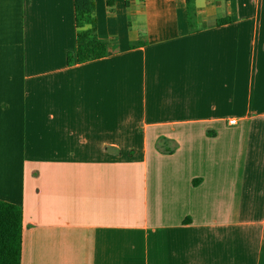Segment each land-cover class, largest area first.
I'll return each mask as SVG.
<instances>
[{"label":"crops","instance_id":"0c3cea01","mask_svg":"<svg viewBox=\"0 0 264 264\" xmlns=\"http://www.w3.org/2000/svg\"><path fill=\"white\" fill-rule=\"evenodd\" d=\"M93 3L0 0L20 264H264V0Z\"/></svg>","mask_w":264,"mask_h":264},{"label":"trees","instance_id":"16d2710c","mask_svg":"<svg viewBox=\"0 0 264 264\" xmlns=\"http://www.w3.org/2000/svg\"><path fill=\"white\" fill-rule=\"evenodd\" d=\"M112 0H107L110 3ZM76 10L83 12L88 28L77 33L74 52L67 53V61L82 62L107 55V44L95 33L93 0H73ZM220 18L217 23L226 22ZM22 235V208L0 199V264H20Z\"/></svg>","mask_w":264,"mask_h":264},{"label":"built area","instance_id":"2783aa9c","mask_svg":"<svg viewBox=\"0 0 264 264\" xmlns=\"http://www.w3.org/2000/svg\"><path fill=\"white\" fill-rule=\"evenodd\" d=\"M228 122H229L230 124L235 123V118H230V119L228 120Z\"/></svg>","mask_w":264,"mask_h":264}]
</instances>
